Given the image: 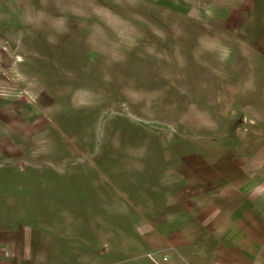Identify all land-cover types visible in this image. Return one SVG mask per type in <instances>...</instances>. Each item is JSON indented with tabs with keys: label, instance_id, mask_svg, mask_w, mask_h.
I'll return each instance as SVG.
<instances>
[{
	"label": "rangeland",
	"instance_id": "1",
	"mask_svg": "<svg viewBox=\"0 0 264 264\" xmlns=\"http://www.w3.org/2000/svg\"><path fill=\"white\" fill-rule=\"evenodd\" d=\"M263 209L264 0H0V231L169 264Z\"/></svg>",
	"mask_w": 264,
	"mask_h": 264
},
{
	"label": "crops",
	"instance_id": "2",
	"mask_svg": "<svg viewBox=\"0 0 264 264\" xmlns=\"http://www.w3.org/2000/svg\"><path fill=\"white\" fill-rule=\"evenodd\" d=\"M246 221L241 217L228 231L218 229L212 242L198 246L187 243L184 256H170L169 264H264V221L254 216ZM21 229L0 231V264H48L52 254L73 250L56 236L39 234L32 228L23 234Z\"/></svg>",
	"mask_w": 264,
	"mask_h": 264
},
{
	"label": "water",
	"instance_id": "3",
	"mask_svg": "<svg viewBox=\"0 0 264 264\" xmlns=\"http://www.w3.org/2000/svg\"><path fill=\"white\" fill-rule=\"evenodd\" d=\"M244 122V116L243 114H240L237 119L234 121L233 125L234 127Z\"/></svg>",
	"mask_w": 264,
	"mask_h": 264
}]
</instances>
